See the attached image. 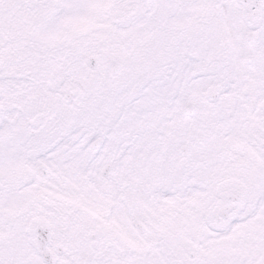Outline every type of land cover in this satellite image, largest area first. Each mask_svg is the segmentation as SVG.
Segmentation results:
<instances>
[{
  "label": "snow or ice",
  "instance_id": "obj_1",
  "mask_svg": "<svg viewBox=\"0 0 264 264\" xmlns=\"http://www.w3.org/2000/svg\"><path fill=\"white\" fill-rule=\"evenodd\" d=\"M0 264H264V0H0Z\"/></svg>",
  "mask_w": 264,
  "mask_h": 264
}]
</instances>
